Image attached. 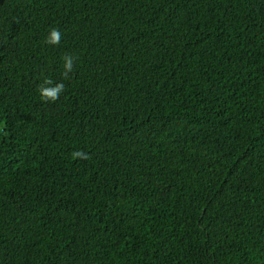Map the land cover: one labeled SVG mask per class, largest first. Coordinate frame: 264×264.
Here are the masks:
<instances>
[{"label":"trees","instance_id":"trees-1","mask_svg":"<svg viewBox=\"0 0 264 264\" xmlns=\"http://www.w3.org/2000/svg\"><path fill=\"white\" fill-rule=\"evenodd\" d=\"M0 264H264V0H0Z\"/></svg>","mask_w":264,"mask_h":264},{"label":"clouds","instance_id":"clouds-1","mask_svg":"<svg viewBox=\"0 0 264 264\" xmlns=\"http://www.w3.org/2000/svg\"><path fill=\"white\" fill-rule=\"evenodd\" d=\"M61 32L58 29L53 28L49 35L45 38V42L49 45H59L61 41ZM63 67L65 69L63 75L65 78L68 77V74L73 70L74 58L71 55H65L63 57ZM53 81L50 79H45L44 83L39 86L38 91L41 96V99L45 102L51 101L55 102L59 99L60 94L64 91L63 83H56L54 86ZM74 158H84L87 159V156L82 151H76L73 153Z\"/></svg>","mask_w":264,"mask_h":264}]
</instances>
